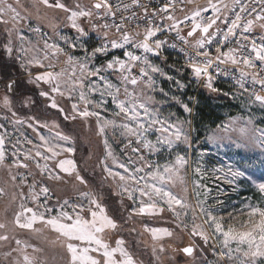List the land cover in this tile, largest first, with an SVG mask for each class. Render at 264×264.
<instances>
[{"label": "snow or ice", "instance_id": "6c2138e0", "mask_svg": "<svg viewBox=\"0 0 264 264\" xmlns=\"http://www.w3.org/2000/svg\"><path fill=\"white\" fill-rule=\"evenodd\" d=\"M18 3V0H17ZM39 4L46 8L58 9L64 12L69 26L75 30L77 35L69 39L62 37L69 48L76 49L78 46L83 52L82 57H74L65 51L63 47L55 43L44 42V56L42 59L21 58L16 59L20 62L21 69L28 75V83L40 88L41 84L49 86V90L41 89L39 95L50 101L49 107L57 109L65 120H76L80 118L87 122L88 118L95 117L97 121L98 135L105 136L106 129L119 128L121 135L127 139L125 153L130 148L131 153L135 154L134 161L129 156L128 164L117 160L109 150L108 142L105 139V150L108 157H112V164L123 169V172L113 171L105 160L100 163L104 165V172L111 179L117 189L114 193L117 196L127 194L128 200H136L134 193H139V207L133 208L135 215H158L164 211L161 205H167V210L173 214L175 219L180 220L181 215L185 217L188 211H192L193 221L191 224L190 238L199 237L204 245H208L209 240L216 242L220 250L218 253L217 264H264V202L252 204L245 203L237 214L228 213L227 217L214 214L211 208L205 207L208 190L201 182L204 176L203 166L197 162L193 168L192 194L196 197V204L189 202V188L187 181L181 175L187 172L190 166V158L176 149L181 144L191 148L190 133L185 131L184 125L190 121L173 120L172 116L162 115L164 101H157L152 93L157 91L156 75L164 76L167 80L173 77L167 76L162 68L153 64L147 54L159 57L167 40H162L158 34L169 32L175 33V39L179 40L185 47L182 51L186 55V67L190 69L193 78L209 91L216 93L219 91L214 86V80L218 75L228 74L227 69H221L220 65H232L233 71H239V78L236 83L244 92H248L252 103L259 104L264 108V35L260 36L259 41L253 38V31L259 30L264 33V0H231V3H224L223 0H206V5H201L196 0H179V11L185 12L187 5H193L190 12H185L183 18L175 15L177 11L176 0H167L162 7L154 8L151 12L147 6H142L140 0H131V5L123 4L122 7L127 11L130 7H143V16L140 18L145 22L143 31H130L126 28V23L130 19L123 18L122 23L98 24L93 20H106L114 17L113 5L110 0H92L90 7H83L77 2L74 7H69L63 0H38ZM259 5V10L253 5ZM219 5V6H218ZM119 9H117L118 11ZM211 12L206 16L205 13ZM135 16V12H133ZM11 17L13 22H18L20 12L12 3L7 0H0V23L7 25ZM160 23H157L156 18ZM81 21L91 23L92 31L103 30L100 43L89 51L85 37L89 32ZM184 25V28L181 27ZM223 25V29L220 27ZM115 29L118 35L111 36L109 30ZM139 28V25H137ZM187 29L186 34H182ZM39 31V29H34ZM11 36V30H8ZM215 43V56L211 54V46ZM175 48L176 45L172 44ZM191 48L192 54L188 53ZM4 52L9 58L13 56L12 41L9 39L3 46ZM110 49H122L123 58L113 56L106 63L99 66H90L91 62L98 56L107 57ZM137 50L142 54H137ZM226 49V50H225ZM25 52L27 50L20 49ZM50 53V55H49ZM66 56L64 61L66 67L57 71H43L33 76L32 68H45L43 60L52 58L59 59ZM47 67L54 69L55 65L49 64ZM111 70L118 77V84L111 82L104 73ZM215 72V75L213 74ZM79 73V74H78ZM92 78H98L96 82ZM253 85L250 90L247 87L248 80ZM15 79H10L6 84V89L12 91L16 85ZM175 83L183 89L185 85L179 80ZM259 86V91L255 86ZM79 92L78 102L71 104V113H66L59 106L56 95L72 99L74 93ZM164 97L167 92L159 89ZM98 94L101 99H90ZM228 95V93H224ZM105 96L111 98V103L115 106L113 116L116 119L102 117L99 111L94 109H105L107 100ZM175 99V98H174ZM183 111L191 115L193 109L179 100ZM5 105L9 104L7 95L4 97ZM94 106V107H93ZM16 113L13 112V116ZM119 119V123H117ZM16 123H22L17 120ZM235 125L236 122L233 121ZM31 127V125H29ZM225 131L229 125H223ZM36 131V129H33ZM233 131L238 132V136L231 139V143L237 149L250 150L259 149L264 156V128H257L251 119L239 127H234ZM39 135V133H38ZM150 135H155V140L150 139ZM59 140L70 142V137L57 133ZM42 142L35 151V157H39L46 163L41 165L35 161V167L43 174L48 171V178L55 181H62L64 177L55 173L56 169L74 176L75 181L87 187L86 179L77 170L76 162L73 159H57L62 152L73 153L75 149L71 146L64 147L60 144H52L44 136L39 135ZM212 140V137H209ZM4 137L0 136V167L5 163ZM32 143V141H28ZM43 147L44 151H40ZM59 149V150H58ZM175 152L174 159H172ZM47 153V154H46ZM148 156L167 153L169 159L164 165L152 162ZM17 156V153H13ZM24 160L18 158L9 166L16 168H28L27 161L34 160L31 154H23ZM47 161H55L52 169H49ZM254 161L241 160L221 166L212 170L213 174L221 173L222 178L229 185H236L238 181L250 178L248 169L254 166ZM264 165V159L260 160ZM139 164V166H136ZM129 165H132L130 168ZM143 174V175H141ZM11 181L17 180V175L9 172ZM26 181L21 178V183ZM180 185V192L173 189ZM254 186L261 193L264 201V180L253 181ZM201 189L203 199H201ZM32 200L38 202V195L33 189H29ZM49 188L42 186L40 194L47 197ZM4 188H0V196L6 195ZM224 190L221 189V195ZM20 199L24 200V193L19 194ZM79 201L71 203L64 199L55 210L48 206L47 199L43 204L38 203L37 209L28 207L21 203L19 210L14 212L12 220L9 222L14 228L25 229L35 233L45 231L55 234L54 243L58 244L63 250L65 264H134L133 256L126 250L123 238L115 239V246L112 245V234L118 229L116 220L109 214L108 208L103 203L102 197L93 192H79ZM15 199V196H13ZM219 203V201H218ZM39 209H43L40 211ZM198 210V212H197ZM200 219V223L196 220ZM183 223V222H182ZM38 225V226H37ZM178 227L180 225H177ZM185 229L188 224L183 225ZM8 223L0 222V230H7ZM144 230L150 232L153 240H159L162 236L171 237L172 231L167 228H148ZM7 234H0V241H8ZM18 246L12 251L20 253L21 264H40L34 257H30L25 249L31 245H22L20 239H15ZM195 244L190 243L180 249L186 256H193ZM33 251L39 249L33 247ZM155 251V249H154ZM160 251H164L163 245Z\"/></svg>", "mask_w": 264, "mask_h": 264}, {"label": "rangeland", "instance_id": "374dc122", "mask_svg": "<svg viewBox=\"0 0 264 264\" xmlns=\"http://www.w3.org/2000/svg\"><path fill=\"white\" fill-rule=\"evenodd\" d=\"M7 2L17 7L20 17H18V22H13L11 17H6L9 19V23L7 25L0 23V62L3 59V61L8 62L9 69L11 68L8 73L4 72L2 74V63H0V136H3L5 140V163L4 166L0 167V188H4L7 193L0 196V222L9 224L7 230H0V234L9 236L8 241H0V264H21L22 257L20 253L12 251L18 247L15 244V239L22 241V245L19 247L31 245L25 251L30 257L38 260L40 264H65L63 250L58 244L54 243V233L48 231L35 233L18 229L14 228L9 222L12 220L14 212L19 210L21 203L37 209L38 203L43 204L47 199L48 206L54 209L53 214H55V210L58 209L59 204L64 199H68L71 203L78 202L80 191L93 192L102 197L109 214L113 216L118 224L117 231L112 234L111 243L115 246V239L123 238L126 250L133 256L134 264H217L218 255L214 254L213 249L215 248V253H218L220 248L215 241L210 239L208 245H204L199 237L190 238L189 234L193 221L191 210L188 211L187 217L182 214L180 220L175 219L173 214L167 210V205L163 204L161 206L164 207V211L158 215H135L132 209L139 207V193H134V196L137 197L136 200H128L127 194L123 196L114 194L117 189L111 179L107 177V173L103 170L104 165L100 161L105 160L113 171L123 172V169L112 164V157H108L106 154L104 140H107L109 150L120 162L128 164L129 156L134 161L136 160V156L131 153L130 148L125 153L127 139L121 135L119 128L109 127L106 129L105 136H100L97 134L95 117L88 118L87 122L80 118L69 121L62 119V124L58 115L61 116L62 114L57 109L53 112L50 108L49 111L47 106L50 101L39 95L41 89L47 91L49 86L41 84L40 88H37L35 85L28 83L27 72L21 69L20 62L16 57L42 59L45 41L60 45L74 57L83 56L79 46L76 49L69 48L65 40L62 39V37L72 39L77 35L75 30L69 26L66 19L67 14L58 9L46 8L44 5L39 4L38 0H18V3L17 0H7ZM63 2L69 7H74L77 2L83 7H90L92 0H63ZM200 4L206 5V0ZM192 7L193 5H187L185 12L190 11ZM182 13L184 12L177 14V16ZM92 22H95V20ZM81 23L89 32V36L84 39L90 51L92 47L99 44L95 42L94 36L101 34L102 30L94 32L91 29L90 22L81 21ZM37 28L39 31H34ZM9 29L11 30V36L8 34ZM254 32L264 35L258 29ZM9 39H11L13 47L12 58H9L3 49L4 44ZM20 49L27 51L26 53L21 52ZM129 50L137 51L134 49ZM137 54L142 53L137 51ZM147 55L150 61L160 66L167 76L173 77V80H167L164 76L156 75L157 91L152 95L155 96L157 101L165 102L162 107V115L175 114L172 116L174 121L179 119L191 122L190 125L188 123L184 125L185 131L190 133L191 148L181 144L176 149V151L186 154L190 158V166L187 172L181 173L189 188V202L193 207L196 204V197L192 194L191 181L193 178H200L194 177L193 173V168L197 165V162L203 166L205 174L201 182L209 192L205 207L211 208L214 214L227 217L228 213L237 214L245 203L257 204L264 202L261 199V193L253 184V181L260 182L264 180V165L260 163L264 156H262L259 149L246 151L237 149L231 143V139L238 136V132L233 131V128L242 126L248 119L252 120L255 127L264 128V108L257 103H252L250 98L239 95L232 87L218 79L214 80V86L219 89L218 92L213 93L204 88L193 78L186 64L179 61V56L167 48L166 45L159 57L152 54ZM113 56L123 58V50L110 49L107 57L98 56L91 62L90 66L104 64ZM66 59L67 57L63 55L58 60L50 56L49 60H43L46 67L32 68V74L35 76L39 72L53 70L59 72L61 68L66 67L64 63ZM49 64L55 65V68L47 67ZM104 75L114 84L119 83L117 75L111 70L105 72ZM10 79H15L17 82L12 91L6 89V84ZM92 79L99 82L98 78ZM176 80H179L185 87L183 89L179 88L175 83ZM161 88L168 93L167 97H164L159 91ZM193 90L195 92L197 90L203 91L214 98L225 97L233 103L232 106L234 107L221 113L216 123L196 126L193 120L196 105V97L191 93ZM224 93H228V95H224ZM5 95L9 99L8 105L4 103ZM78 95V91L73 94L72 99L67 98V93L65 97L56 95V100L61 105L60 107L70 114L71 104L78 102ZM90 99L100 100L101 97L96 94L94 97L90 96ZM105 99L107 100L106 110H94L99 111L102 117L110 120L116 119L113 116L115 106L111 103V98L105 96ZM177 100L187 103L193 109L191 115L183 111L181 104L176 102ZM13 112L16 113L15 116H13ZM17 120L22 121V123H16ZM233 121L236 122L235 125ZM119 122V119H117V123ZM225 124L229 125L227 131L223 128ZM33 129H36V131H33ZM38 133L52 144H60L64 147L71 146L75 149L71 154L62 152L57 159H73L76 162L77 170L86 179L87 187L75 181L74 176H67L59 169H56L55 173L64 177L62 181L49 179L48 171L43 174L40 173V170L35 167V161H39L41 165L46 162L39 157H35L37 147L42 144ZM57 133L69 136L71 138L70 142L59 140ZM209 137H212V140H209ZM149 138L154 141L155 135H150ZM29 140L32 143H28ZM40 151H44L43 147H40ZM13 153H17V156H14ZM23 154H31L35 157L34 160L27 161L29 167L9 168L15 159L18 158L23 161ZM145 155L152 162H158L160 165H164L169 159L167 153H158L151 156L145 153ZM174 156L175 152L172 159H174ZM241 160H251L255 163L252 168L248 169L250 178L240 180L236 185L227 184L222 178H218V176L222 177L221 173L214 175L212 172L215 168L226 167L228 164ZM47 163L51 170L55 161H47ZM136 166H139V164ZM129 167L131 168L132 165H129ZM9 172L12 175H17L16 181L9 179ZM21 178L26 182L21 183ZM42 186L49 188L47 197L40 194ZM30 188L38 195V202L32 200V194L29 192ZM221 189L224 190L223 195H221ZM180 190L179 182H177V186L173 191L180 192ZM203 191L204 189H201V199L204 198ZM21 192L24 193V200L20 199L19 194ZM13 196H15V199H13ZM39 210L43 211V209ZM200 222V219L196 220V223ZM185 223L188 224L187 229L183 226ZM145 225L148 228H167L172 231L173 235L171 237L162 236L159 240H153L151 233L144 230ZM130 236L140 238V242L136 245L139 244L142 247L141 251L135 249L136 251L132 253L129 248ZM190 243L195 244L196 248L193 256L189 257L180 249ZM161 245L164 247L163 252L160 251ZM33 247L39 249V251L34 252Z\"/></svg>", "mask_w": 264, "mask_h": 264}, {"label": "built area", "instance_id": "2783aa9c", "mask_svg": "<svg viewBox=\"0 0 264 264\" xmlns=\"http://www.w3.org/2000/svg\"><path fill=\"white\" fill-rule=\"evenodd\" d=\"M110 2L113 5V11L116 13L115 16L114 17H108L106 20H103V19L95 20V23H98V24L107 23L109 25H112L113 23L118 24V23L124 22L123 18L128 17L130 19L127 21V23L125 25L128 30H130V31H136V30L143 31V29L145 27V22L142 19H140L143 16V7H139V8L130 7L127 11H125L123 9L122 5L123 4L131 5V0H110ZM140 2H141L142 6H147L148 11L151 12L154 8L162 7L163 4L167 3V0H140ZM246 2L250 3L251 0H246ZM176 7H177V11L175 12V15L181 13V11H179V8H180L179 0H176ZM253 7H256L257 10H259L258 4L253 5ZM117 9H119V10L117 11ZM190 11H186V12H190ZM133 12H135V16H133ZM184 14H185V12L182 13L181 15H179L178 17L183 18ZM205 15L206 16L211 15V12L205 13ZM156 20H157V23H160L158 17L156 18ZM137 25H139V28H137ZM181 27L184 28V25H181ZM220 27L223 29L224 26L220 25ZM186 31H187V29L185 28V31L182 34H186ZM102 32H103V30H102ZM109 34H110V37L118 35L115 32L114 28H111L109 30ZM252 35H253V38H255V39H257V41H259L260 36L262 34H259V33L253 31ZM101 36H102V33L97 35V36H94L95 42L100 43L101 42L100 41ZM158 37L162 40H167V42H168L166 44L167 48H169L171 51H173L174 53H176L179 56V58H180L179 61L186 64V55H185V52L182 51V49H184L185 46L179 40L175 39V33L174 32H172V33L164 32V33L158 34ZM172 44H175L176 47L175 48L171 47ZM215 47H216V45L214 43L211 46V54L213 57L215 56ZM188 53L192 54L191 48L188 49ZM220 68L221 69H227L228 74L227 75H224V74L218 75L216 77V79H218L222 83L232 87L239 95H243L245 97L250 98L249 93L244 92L243 89H241L239 87V85L236 83V79L239 78V71L238 70L233 71L234 66H232L230 64L220 65ZM213 74L215 75L214 71H213ZM247 87H249L250 90L253 88V85L250 82V78L248 80ZM255 87H256V90L259 91V86L257 85ZM261 94H264V93H261Z\"/></svg>", "mask_w": 264, "mask_h": 264}, {"label": "trees", "instance_id": "16d2710c", "mask_svg": "<svg viewBox=\"0 0 264 264\" xmlns=\"http://www.w3.org/2000/svg\"><path fill=\"white\" fill-rule=\"evenodd\" d=\"M0 63H2V65L0 64L2 68V72H3L2 74H4V72L8 73V71L11 70V68L9 69V67L7 66L8 62L3 61L2 59ZM191 93H193L196 97L195 114L193 117L194 124L196 126L216 123V121L221 116V113L228 111L230 108L234 107L232 106L233 103L229 99L225 97L223 98L222 96H220V98H214L210 95L205 94L203 91H200V90H197V92L193 90ZM41 102H44V101H41ZM50 108L51 107H49V104H48L47 109L49 111H50ZM51 111L55 112L57 110L52 108ZM58 115H59V118H61L60 121L62 122V119L64 120L63 115L61 116L60 114ZM66 121H69V120H66ZM139 242H140V238L130 236L129 248L131 249L132 253L133 251H136V250H140V251L142 250V247H140L139 244L136 245V243H139Z\"/></svg>", "mask_w": 264, "mask_h": 264}, {"label": "crops", "instance_id": "0c3cea01", "mask_svg": "<svg viewBox=\"0 0 264 264\" xmlns=\"http://www.w3.org/2000/svg\"><path fill=\"white\" fill-rule=\"evenodd\" d=\"M196 2H197L198 4H200V3H202V2H205V0H196ZM223 2H224V3H228V4L231 3L230 0H223Z\"/></svg>", "mask_w": 264, "mask_h": 264}]
</instances>
